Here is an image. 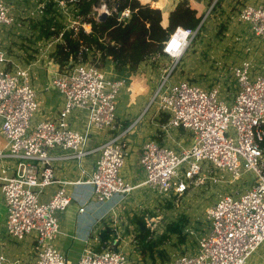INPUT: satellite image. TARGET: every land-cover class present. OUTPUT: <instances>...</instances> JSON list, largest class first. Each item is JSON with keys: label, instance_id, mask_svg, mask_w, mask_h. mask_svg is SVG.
<instances>
[{"label": "built area", "instance_id": "obj_1", "mask_svg": "<svg viewBox=\"0 0 264 264\" xmlns=\"http://www.w3.org/2000/svg\"><path fill=\"white\" fill-rule=\"evenodd\" d=\"M50 1L54 2V10L58 8L59 13L67 16L70 24L65 28L82 26L87 32L91 30V24L75 14L74 5L79 0H43L38 4V12H45ZM207 1L208 8L200 24L196 28L177 26L163 41V55L154 59L165 56L177 61L183 56L207 17L218 8L219 0ZM114 10L116 7H111L107 0H97L90 17L98 19L103 12L110 15ZM130 16L131 10L125 8L119 20L126 22ZM236 18L256 37L264 39V4L241 3ZM14 21L11 6L0 0V25H12ZM62 34L42 44L40 54L59 42ZM160 67V78L143 113L154 109L160 116L168 115L162 130L167 133L171 128L183 129L190 134L191 143L176 150L155 139L147 140L142 145L140 158L145 179L134 186L120 175L128 156L120 135L104 140L90 174L83 167L84 159L91 153L86 147L91 133L115 127L119 96L126 82L110 80L103 67L90 61L55 72L49 78L50 86L63 96L64 104L56 116L33 124L39 102L31 71L21 67L9 51L0 47V135L7 140V147L0 149V189L7 209L5 230L17 240L36 233V257L29 264H67L66 254L56 245L61 232L59 214L72 199L65 185L81 180L56 179L54 163L60 158L76 160L85 175L82 182L92 187V200L96 203L114 196L121 200L141 185L162 197H178L205 179L221 180L213 175L216 170L230 173L234 180L242 178L243 172L251 171L257 179L250 187L238 196L221 194L206 208L207 231L193 249L177 253L173 264H246L264 243V148L261 145L264 71L258 70L250 58L233 65L231 75L235 87L229 106L220 98L218 85L203 88L187 79L173 82L174 67ZM77 112L84 113L81 130L71 125L70 117ZM231 126L235 138L229 135ZM57 148L65 153L54 154ZM6 158L13 159L12 166L2 164ZM55 182L61 184L59 188L49 200H42L44 190ZM84 210L82 205L79 212ZM5 262L0 248V264ZM77 264H131V259L113 246L100 249L89 246L80 254Z\"/></svg>", "mask_w": 264, "mask_h": 264}, {"label": "crops", "instance_id": "obj_2", "mask_svg": "<svg viewBox=\"0 0 264 264\" xmlns=\"http://www.w3.org/2000/svg\"><path fill=\"white\" fill-rule=\"evenodd\" d=\"M180 1L182 0H140L142 4H149L161 10V22L164 27L168 26L169 15ZM187 1L197 11L198 16L203 17L208 8V1ZM241 3L259 5L264 4V0H222L219 5L221 11L218 12V7V10H215L213 14L215 16L219 15L221 17L233 18L234 8H238L239 10ZM228 10L233 15H229ZM235 19L237 20V18ZM89 28L91 29V26ZM4 35L8 41L11 39L13 41L17 40L16 37L12 38V35L8 37V31H5ZM31 35L32 33H28L25 37L28 40H32ZM21 43L22 41L19 40L17 45L15 43L10 45L8 51H11L14 61L19 63L23 68L28 67L31 71L32 83L37 92V100L39 102V109L32 120V123L35 124L41 120L56 116L64 104L63 96L57 90L51 88L49 82L51 75L60 71L59 65L54 63L50 57V54L55 49L56 43L43 54H40L39 50V47L42 45L41 41L37 43L35 39L31 42L23 41V43H26L25 46H21ZM153 60V56L145 59L139 64L138 70L133 72L128 66L117 68L116 63L112 59H106L103 66L106 76L110 80H124L126 83L120 92L115 127L110 130H94L90 135L91 146L86 145V147L91 149V153L83 161V167L88 174L92 172L95 162L100 156L99 147L104 140L113 135H120V139L126 144L128 160L122 176L125 181L134 186L145 179V172L140 162L142 145L149 139H155L160 143L171 145L168 144V136L170 133L166 134L162 130V125L166 123L163 121L164 116L157 118L161 121L158 124L155 119L156 117L153 116L154 109L143 113L161 75V67L159 68L160 73H157ZM70 118L72 127L79 130L83 129V112H77ZM137 119L138 121L136 122ZM171 129L173 130L174 128ZM174 130L176 131L177 129ZM185 132L188 134V143L186 146H189L191 143L190 134L187 131ZM185 142L186 140L180 141V144H185ZM6 147L7 140L4 136L0 135V149L4 150ZM64 153V151L58 148L54 150V154L56 155H62ZM13 162L12 158H6L2 164L12 166ZM54 167L56 179L58 180L73 182L81 180L77 183H68L65 185L68 192L71 193L72 199L66 210L59 214L61 232L56 240V245L66 254L67 264H77L80 254L89 246L95 249H100L104 246H113L126 252L131 259V264H142V261L137 259L135 251L133 250L135 245L133 244L134 239H129L128 236L130 235L121 234L120 230L124 224L122 222L124 215L132 217L134 214H145L146 208L151 205L150 200L154 198L152 196L153 192L151 190L148 191L145 185H141L134 188L121 200H119L118 196H114L103 203H96L92 200V187L82 182L85 175L82 174L75 159H57ZM60 185L59 182H55L48 186L41 195V199L44 201L49 200ZM154 195L156 196L155 192ZM82 205H85V210L81 213L79 209ZM6 215L7 209L0 189V248L6 257L5 264H29L33 262L36 257L34 251L36 233L32 232L22 240L11 237L5 230ZM134 225L131 222V228H134ZM106 228L114 230L115 235L111 236L108 242L101 243L100 233ZM134 230L135 235L133 237L135 238L138 232L137 226ZM115 239L118 240L115 241Z\"/></svg>", "mask_w": 264, "mask_h": 264}, {"label": "rangeland", "instance_id": "obj_3", "mask_svg": "<svg viewBox=\"0 0 264 264\" xmlns=\"http://www.w3.org/2000/svg\"><path fill=\"white\" fill-rule=\"evenodd\" d=\"M5 1L11 6V13L15 19L12 25H0V47L6 51H8L10 45L14 43L17 45L19 40L22 41L21 46L26 45L23 41L31 42L34 39L36 43L41 41L42 44H46L50 38L44 36L45 31L42 28L45 23V15L48 21L57 20L64 25V28L69 26L67 16L64 17L63 14L59 13L58 8L55 9L56 15L51 11L49 13H39L38 4L43 0ZM220 9L219 7V10H215L220 12ZM234 10V19L210 14L200 31L192 39L183 56L177 61L165 56L154 59L155 71L160 73L159 68L161 65H169L174 67V74L171 78L173 82L187 79L199 83L203 88L211 84L214 86L218 85L220 98L231 106L235 87L231 75L232 66L243 58H250L256 64L258 70L264 71V39L254 36L246 25L236 20L238 8H234ZM32 12L35 14L32 15ZM227 12L229 15H233L230 10ZM5 31L9 32L8 37L12 35V38L16 37L18 41H13V39L8 41L4 35ZM28 33H32V40H28L25 37ZM153 116L156 117L157 123L160 124L161 121L157 119L160 114L154 113ZM170 130L166 133H170L168 144L171 145L169 146L176 150H180L179 147H186L188 134L185 130ZM229 135L236 137L233 126L229 129ZM183 140H186L185 144H180V141ZM90 142L91 138L87 143L88 146H91ZM127 160L128 157L126 162ZM126 166L127 164L125 163L120 175L124 173ZM213 175L221 180L214 182L212 178L205 179L202 184L193 186L186 194L178 197H162L156 191L146 187L148 191L151 190L153 192V195H151L154 196L150 200L151 205L146 208L145 212L147 214V225L150 227L154 238L159 237L165 231V226L168 222L178 220L182 215L187 218V223L184 226V233L186 234L184 243L179 241L177 235L171 234L170 240L166 239V242L161 244V248H164L167 252L168 259L156 256L155 260L148 258L143 262L134 245L133 250L137 259L142 261V264H173L174 256L177 253L193 249L197 244L198 238L207 231L206 207L216 202L221 194L231 193L234 196H238L240 192L250 187L251 183L257 179V176L251 171L243 172V177L237 180H234L230 173L220 170H216ZM130 217L124 215L122 221L124 224L120 232L121 234L130 235L128 236L129 239H134V228L136 226L134 225V228H131ZM246 264H264V243L252 254Z\"/></svg>", "mask_w": 264, "mask_h": 264}, {"label": "trees", "instance_id": "obj_4", "mask_svg": "<svg viewBox=\"0 0 264 264\" xmlns=\"http://www.w3.org/2000/svg\"><path fill=\"white\" fill-rule=\"evenodd\" d=\"M222 0H219L217 7ZM97 0H79L74 6L76 15H81L84 22L91 24V31L87 32L82 26L77 29L64 28L57 20H49L45 15L42 25L46 38L57 37L61 32L62 38L56 43L54 51L50 54L54 63L59 65L60 71L66 70L71 61L73 64L90 61L103 67L107 58L112 59L117 68L128 66L131 71L138 70L139 64L151 56L163 55V41L177 26L196 28L202 19L187 0L177 3L169 15L167 27L162 25V12L159 8L142 4L140 0H107L111 7H116L105 20L90 17L92 6ZM54 2L50 1L46 13L54 12ZM125 8L131 10V16L126 21L119 20V14ZM47 19V20H46ZM48 21V22H47ZM53 27V28H52ZM72 64V65H73ZM166 122L168 115L163 114ZM264 148V140L261 143ZM138 232L134 238L135 249L145 262L148 258L168 259L167 252L161 244L170 240L171 234L177 235L181 243L185 242L184 226L187 218L182 215L178 220L168 222L165 231L154 238L147 225L146 214H134L131 217ZM114 230L106 228L101 231V243L109 241L114 236Z\"/></svg>", "mask_w": 264, "mask_h": 264}, {"label": "water", "instance_id": "obj_5", "mask_svg": "<svg viewBox=\"0 0 264 264\" xmlns=\"http://www.w3.org/2000/svg\"><path fill=\"white\" fill-rule=\"evenodd\" d=\"M108 17V13L107 12H103L102 14H100L99 16V20H105L106 18ZM72 64H73V61H71L69 63V65L67 66V68H71L72 67Z\"/></svg>", "mask_w": 264, "mask_h": 264}]
</instances>
